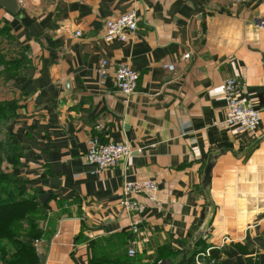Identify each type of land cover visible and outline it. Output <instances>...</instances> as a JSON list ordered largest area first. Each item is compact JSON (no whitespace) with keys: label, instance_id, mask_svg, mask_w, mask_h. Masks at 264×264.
<instances>
[{"label":"crops","instance_id":"1","mask_svg":"<svg viewBox=\"0 0 264 264\" xmlns=\"http://www.w3.org/2000/svg\"><path fill=\"white\" fill-rule=\"evenodd\" d=\"M16 1L15 15L0 4V40L21 56L5 132L22 192L45 206L43 264L128 263L135 236L120 201L140 180L158 184L161 204L147 202L134 264H196L198 245L233 243L264 264V0ZM133 11L137 33L105 42L106 21ZM121 65L139 73L131 95L115 88ZM230 78L261 111L256 133L225 125ZM92 137L135 151L101 171L84 162Z\"/></svg>","mask_w":264,"mask_h":264},{"label":"built area","instance_id":"2","mask_svg":"<svg viewBox=\"0 0 264 264\" xmlns=\"http://www.w3.org/2000/svg\"><path fill=\"white\" fill-rule=\"evenodd\" d=\"M262 27V25L260 26ZM138 31V16L136 12L126 13L105 23L103 38L105 42H126ZM80 35V33H76ZM189 58V55L185 56ZM166 69L173 71L174 65H166ZM100 77L106 81L108 77V61L102 60L100 65ZM139 81V73L127 65H121L115 70L114 85L117 91L124 95L136 92ZM241 84L237 79L230 78L225 81L223 97L226 103L225 125L239 132L256 133L262 123L261 111L253 105L246 103L241 98ZM135 149L127 144L103 143L98 137H92L88 141V149L84 155V162L95 165L99 170H107L116 167L120 162L128 160ZM160 188L158 184L150 180L127 181L123 186V198L120 205L123 210L130 214V232L135 239L132 247L128 250V256H137V246L141 229L145 222L149 203L161 204L159 200ZM144 200V201H143ZM39 240L33 242L35 247ZM201 257V258H200ZM210 257L209 250L200 254L196 264H214V261L205 262Z\"/></svg>","mask_w":264,"mask_h":264},{"label":"trees","instance_id":"3","mask_svg":"<svg viewBox=\"0 0 264 264\" xmlns=\"http://www.w3.org/2000/svg\"><path fill=\"white\" fill-rule=\"evenodd\" d=\"M16 112L2 111L0 125L13 121L11 117H15ZM6 136L9 138V149L5 154L0 150V264H39L33 242L42 238L39 222L43 218L45 206L35 197L22 192L24 186L15 174L20 150L10 135ZM198 247L193 252L194 256L211 248L206 262L254 264L239 244L233 243L228 249L203 246L201 250ZM135 260L128 256L126 264H134ZM154 264H158V261Z\"/></svg>","mask_w":264,"mask_h":264},{"label":"rangeland","instance_id":"4","mask_svg":"<svg viewBox=\"0 0 264 264\" xmlns=\"http://www.w3.org/2000/svg\"><path fill=\"white\" fill-rule=\"evenodd\" d=\"M20 60L21 56L14 49H11L7 40H0V113L2 111L14 112L20 108L21 98L15 85L21 66ZM16 116L13 117L12 115L11 118L15 119ZM6 124L0 125V150L4 154L9 149V138L5 132Z\"/></svg>","mask_w":264,"mask_h":264},{"label":"water","instance_id":"5","mask_svg":"<svg viewBox=\"0 0 264 264\" xmlns=\"http://www.w3.org/2000/svg\"><path fill=\"white\" fill-rule=\"evenodd\" d=\"M0 4H3V6H5L8 11L15 15L17 14L19 8H18V4L16 0H0ZM210 172H211V165H209L207 171H206V177H205V186H207L210 182ZM48 198V195H43L40 200L42 201V203H44V200ZM202 219H204V213L202 214ZM39 259V264H43V257L42 256H38ZM160 264H164V263H160Z\"/></svg>","mask_w":264,"mask_h":264}]
</instances>
